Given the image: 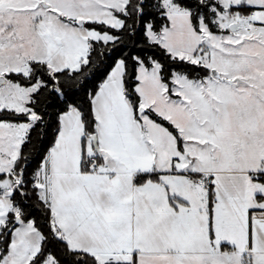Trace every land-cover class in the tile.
<instances>
[{
	"label": "snow or ice",
	"instance_id": "1",
	"mask_svg": "<svg viewBox=\"0 0 264 264\" xmlns=\"http://www.w3.org/2000/svg\"><path fill=\"white\" fill-rule=\"evenodd\" d=\"M0 264H264V0H0Z\"/></svg>",
	"mask_w": 264,
	"mask_h": 264
}]
</instances>
